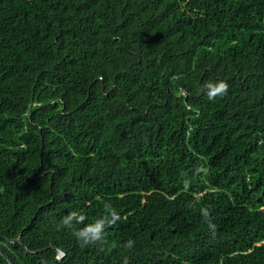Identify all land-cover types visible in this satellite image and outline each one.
I'll use <instances>...</instances> for the list:
<instances>
[{
    "label": "trees",
    "instance_id": "obj_1",
    "mask_svg": "<svg viewBox=\"0 0 264 264\" xmlns=\"http://www.w3.org/2000/svg\"><path fill=\"white\" fill-rule=\"evenodd\" d=\"M0 235V264H264V0H0Z\"/></svg>",
    "mask_w": 264,
    "mask_h": 264
},
{
    "label": "clouds",
    "instance_id": "obj_2",
    "mask_svg": "<svg viewBox=\"0 0 264 264\" xmlns=\"http://www.w3.org/2000/svg\"><path fill=\"white\" fill-rule=\"evenodd\" d=\"M207 88V96L209 99H214L217 95L222 94L226 91L227 85L220 83H209L206 85ZM109 213L112 218V222L119 219L118 214L115 210L109 209ZM73 218H77L82 221L84 219L83 216L77 217L76 213H72L70 216L65 218L64 223L71 226V222ZM106 220L105 218L96 219L94 222L85 225V227L74 231V236L76 239L81 242L83 245H88L91 243H95L102 239V233L105 227ZM134 242L132 240H128L124 247L127 249H131L133 247Z\"/></svg>",
    "mask_w": 264,
    "mask_h": 264
},
{
    "label": "water",
    "instance_id": "obj_3",
    "mask_svg": "<svg viewBox=\"0 0 264 264\" xmlns=\"http://www.w3.org/2000/svg\"><path fill=\"white\" fill-rule=\"evenodd\" d=\"M0 240H4L7 243H17V242H20V238L17 239V240H10L8 238H4L2 235H0ZM0 253L3 254V252L1 250H0ZM65 256H66V253L63 250H59L58 258L56 259V261H55L54 264H58L60 261L63 260V258ZM6 258L10 261V259L8 257H6ZM10 263H11V261H10Z\"/></svg>",
    "mask_w": 264,
    "mask_h": 264
}]
</instances>
